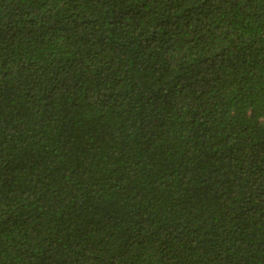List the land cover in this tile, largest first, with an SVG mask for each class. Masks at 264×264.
<instances>
[{"label":"trees","instance_id":"trees-1","mask_svg":"<svg viewBox=\"0 0 264 264\" xmlns=\"http://www.w3.org/2000/svg\"><path fill=\"white\" fill-rule=\"evenodd\" d=\"M0 264H264V0H0Z\"/></svg>","mask_w":264,"mask_h":264}]
</instances>
